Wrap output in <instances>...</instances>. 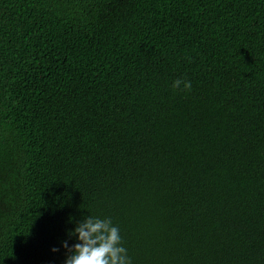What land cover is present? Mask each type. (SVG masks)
<instances>
[{"label":"trees","instance_id":"1","mask_svg":"<svg viewBox=\"0 0 264 264\" xmlns=\"http://www.w3.org/2000/svg\"><path fill=\"white\" fill-rule=\"evenodd\" d=\"M87 215L131 264H264V0H0V264Z\"/></svg>","mask_w":264,"mask_h":264},{"label":"clouds","instance_id":"2","mask_svg":"<svg viewBox=\"0 0 264 264\" xmlns=\"http://www.w3.org/2000/svg\"><path fill=\"white\" fill-rule=\"evenodd\" d=\"M191 87V81L184 78L172 83L174 90L190 91ZM67 235L74 236L77 242L71 247L67 241L63 242L62 247L67 250L64 264H131L119 228L109 218L87 215Z\"/></svg>","mask_w":264,"mask_h":264},{"label":"bare ground","instance_id":"3","mask_svg":"<svg viewBox=\"0 0 264 264\" xmlns=\"http://www.w3.org/2000/svg\"><path fill=\"white\" fill-rule=\"evenodd\" d=\"M9 147V146H8ZM64 213V212H63ZM58 214V213H57Z\"/></svg>","mask_w":264,"mask_h":264}]
</instances>
